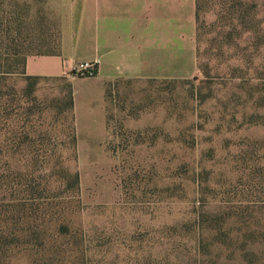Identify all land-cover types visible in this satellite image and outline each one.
<instances>
[{
    "label": "rangeland",
    "instance_id": "1",
    "mask_svg": "<svg viewBox=\"0 0 264 264\" xmlns=\"http://www.w3.org/2000/svg\"><path fill=\"white\" fill-rule=\"evenodd\" d=\"M37 4L0 0V73ZM173 65L81 125L70 82L0 78V264H264V0H199Z\"/></svg>",
    "mask_w": 264,
    "mask_h": 264
},
{
    "label": "crops",
    "instance_id": "2",
    "mask_svg": "<svg viewBox=\"0 0 264 264\" xmlns=\"http://www.w3.org/2000/svg\"><path fill=\"white\" fill-rule=\"evenodd\" d=\"M196 12V0H38L24 71L70 82L78 124L105 118L110 83L171 76L189 52ZM83 62H98L97 75L75 76Z\"/></svg>",
    "mask_w": 264,
    "mask_h": 264
},
{
    "label": "trees",
    "instance_id": "3",
    "mask_svg": "<svg viewBox=\"0 0 264 264\" xmlns=\"http://www.w3.org/2000/svg\"><path fill=\"white\" fill-rule=\"evenodd\" d=\"M196 6H197V15H198L199 0H196ZM14 54H15L14 56H16V57H21L22 56V54H20V53H14ZM28 55H23L22 58H21V61L17 65V67L19 66L22 69V72H13V69H12L9 72L0 73V78L1 79H6V77H10V76L18 73L17 75L23 76L24 78H26V80H40V79H42L41 77H38V76H28V75H26V73L24 71V67H25L26 59H27ZM59 80L66 81L65 79H59ZM68 99H69V108H71V110H73L74 100H73V95H72L71 90H70V94L68 95ZM77 179H78V176H77Z\"/></svg>",
    "mask_w": 264,
    "mask_h": 264
},
{
    "label": "built area",
    "instance_id": "4",
    "mask_svg": "<svg viewBox=\"0 0 264 264\" xmlns=\"http://www.w3.org/2000/svg\"><path fill=\"white\" fill-rule=\"evenodd\" d=\"M98 62H83L73 69V74L77 77H94L97 75Z\"/></svg>",
    "mask_w": 264,
    "mask_h": 264
}]
</instances>
